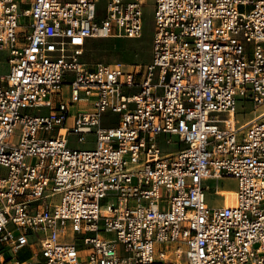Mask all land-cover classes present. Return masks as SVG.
<instances>
[{"label": "built area", "instance_id": "built-area-1", "mask_svg": "<svg viewBox=\"0 0 264 264\" xmlns=\"http://www.w3.org/2000/svg\"><path fill=\"white\" fill-rule=\"evenodd\" d=\"M145 4L0 0V264H264V0H153L147 63L84 61Z\"/></svg>", "mask_w": 264, "mask_h": 264}, {"label": "rangeland", "instance_id": "rangeland-1", "mask_svg": "<svg viewBox=\"0 0 264 264\" xmlns=\"http://www.w3.org/2000/svg\"><path fill=\"white\" fill-rule=\"evenodd\" d=\"M153 0H146L144 7V31L140 38H92L88 40L84 49V61L89 65L95 63H122L129 64H144L150 60L151 40L153 34ZM0 54V75L7 72L8 66ZM262 105V104H260ZM259 106V105H258ZM264 111V107L249 106L242 111V114L237 116L240 124L250 120L255 115ZM264 120V116L259 118ZM114 123L112 122H106ZM89 138V137H88ZM74 144V143H73ZM34 159H31L33 161ZM220 197H217V201ZM218 204V202H217Z\"/></svg>", "mask_w": 264, "mask_h": 264}, {"label": "bare ground", "instance_id": "bare-ground-1", "mask_svg": "<svg viewBox=\"0 0 264 264\" xmlns=\"http://www.w3.org/2000/svg\"><path fill=\"white\" fill-rule=\"evenodd\" d=\"M144 1L146 2V0H144ZM259 107H264V103L262 105H259V106L257 105V108H259ZM254 115L255 116L253 118H251L250 120L244 122L243 124H246V123H248L250 121H253V120H259V118L264 116V111L260 112V113H256V114L254 113ZM230 119H231V117H230Z\"/></svg>", "mask_w": 264, "mask_h": 264}, {"label": "crops", "instance_id": "crops-1", "mask_svg": "<svg viewBox=\"0 0 264 264\" xmlns=\"http://www.w3.org/2000/svg\"><path fill=\"white\" fill-rule=\"evenodd\" d=\"M29 254L28 253H26V254H24V255H22L23 257H27Z\"/></svg>", "mask_w": 264, "mask_h": 264}]
</instances>
